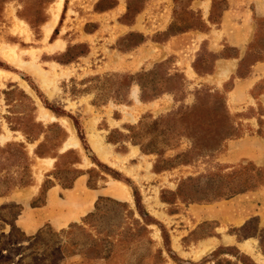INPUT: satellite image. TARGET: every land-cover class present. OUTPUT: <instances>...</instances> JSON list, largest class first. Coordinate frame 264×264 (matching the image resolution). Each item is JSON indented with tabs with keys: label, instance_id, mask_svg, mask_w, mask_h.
Wrapping results in <instances>:
<instances>
[{
	"label": "rangeland",
	"instance_id": "rangeland-1",
	"mask_svg": "<svg viewBox=\"0 0 264 264\" xmlns=\"http://www.w3.org/2000/svg\"><path fill=\"white\" fill-rule=\"evenodd\" d=\"M55 1L0 0V196L36 181L40 200L51 181L70 183L76 168L87 170L89 184L99 170L115 178L114 196L62 228L46 225L28 239L15 227L0 233V264H264V144L234 143L244 133L264 140V118L246 119L260 106H229L231 79L213 74L187 90L172 56L126 67L122 54L140 35L121 33L116 22L131 20L147 0H127L130 12L116 22L94 14L115 0H63L50 25ZM188 1L173 0V26L155 39L199 21ZM198 60L199 69H211L205 46ZM163 94L172 99L160 107ZM77 97L78 105L114 107L112 128L102 119L94 133L117 152L124 140L134 145L130 158L110 162L118 168L98 161L83 114L69 103ZM205 196L212 199H196ZM18 206H0V218L9 221ZM246 239L247 251L239 244Z\"/></svg>",
	"mask_w": 264,
	"mask_h": 264
},
{
	"label": "crops",
	"instance_id": "crops-1",
	"mask_svg": "<svg viewBox=\"0 0 264 264\" xmlns=\"http://www.w3.org/2000/svg\"><path fill=\"white\" fill-rule=\"evenodd\" d=\"M58 1L56 0L55 4ZM62 1L60 0V5L55 11L53 22L61 9ZM220 3L222 6L214 12V7ZM128 4L127 0H115L113 6L103 11L97 10L98 12L94 14L95 16L107 15L111 20L115 18L113 20L116 22L117 16L124 17L130 12ZM187 5L188 10L199 15V21L196 24H185L174 29L161 40L155 39V35L173 26L172 10L176 8L173 0H147L135 11L131 20L117 21L116 24L118 23L121 33L132 32L140 35L137 43L122 54L125 60L123 63L134 70L157 64L172 56L175 60L173 70L184 75L187 90L199 85L200 81L206 80L210 74H213L212 77L219 82L231 79V87L227 92V104L236 110L260 106L261 111L257 115L247 116L246 119H249L251 124L258 119L261 120L264 118V41H262L264 39V0H189ZM260 21L262 26L258 23ZM109 23V28L112 29L113 22ZM111 29L106 32L108 40L112 35ZM204 46L211 54L209 70L199 69L198 56ZM175 66L178 68L176 69ZM257 87L262 89L253 94L252 91L257 90ZM138 90L139 87L136 85L134 97H137ZM79 99L80 97L74 101L69 100V103L73 102L76 111L83 114L82 124L85 136L98 161L107 166L117 167L116 164L110 163L116 162V155L121 158L125 156L130 158L129 152L135 149L134 145H129L124 140L123 144H126L124 150L117 152L116 145L108 143L104 134L94 133L102 119L106 120L108 129L112 128L111 121H115L114 107H109L108 104L94 106L88 102L78 105ZM171 99V95L163 94L156 102L161 107L168 105ZM122 116L123 113L120 118ZM254 134H241L234 143L249 138L264 144V140L253 136ZM88 178L89 174L86 170L79 172L69 186L51 181L42 192L43 197L40 200L36 197L39 190V184L36 181L23 189L25 191L21 193L12 191L4 197L0 196V206L10 202L19 205L9 221L0 218V233L8 234L11 228L15 227L28 239L46 225L56 229L62 228L88 214L100 196H114L109 191L108 182H110L109 179L115 178L105 171L99 170L95 184H89ZM24 242L26 241L23 240L16 245Z\"/></svg>",
	"mask_w": 264,
	"mask_h": 264
},
{
	"label": "trees",
	"instance_id": "trees-1",
	"mask_svg": "<svg viewBox=\"0 0 264 264\" xmlns=\"http://www.w3.org/2000/svg\"><path fill=\"white\" fill-rule=\"evenodd\" d=\"M140 87H141L140 99L145 100L146 97L143 96V88H142V84H140ZM224 103H225V99H224ZM37 124H38V123H37ZM39 126L42 127V123L39 122ZM78 135H79V138H80L81 142L84 143V137L81 136V132H79V130H78ZM223 137H224V136H223ZM223 137H222V138H223ZM142 150H143V148H142ZM68 151H70V150L67 149V150L64 151V153H65V152H68ZM36 154L40 155V153H38L37 151H36ZM79 161H80L79 158L76 156V160H75V162H79ZM155 166H156V165H155ZM76 172H77V173H75L74 177H75V176L78 174V172H79L77 168H76ZM74 177L72 178V180L74 179ZM261 181L263 182V181H264V178H263ZM70 184H71V182L68 183V184H66L65 186H69ZM102 198H103V196H100V197L96 200V206H97V204H98V200H99V199H102ZM202 198H204V199H202ZM202 198H201V199L196 198V199H197L198 201H199V200H205V199H206V200H210V199H212V198H208V197H206V196H205V197H202ZM137 201H138V200H136V203H137Z\"/></svg>",
	"mask_w": 264,
	"mask_h": 264
},
{
	"label": "bare ground",
	"instance_id": "bare-ground-1",
	"mask_svg": "<svg viewBox=\"0 0 264 264\" xmlns=\"http://www.w3.org/2000/svg\"><path fill=\"white\" fill-rule=\"evenodd\" d=\"M59 5H60V0L55 4V8L53 9V11H52V20H51V23H50V25L53 23V20H54V18H55V11L58 9V7H59ZM49 29L50 28H48L47 29V31H49ZM71 129V128H70ZM73 142H74V144L75 145H77L78 144V141H77V139H76V137L75 136H73ZM129 194V191L127 190V192L125 193V195L127 196ZM249 239H246V240H244L243 242H241V244H240V247L243 249V250H248L249 249V241H248ZM203 244V247H205V248H208V247H210L212 244H207V243H202Z\"/></svg>",
	"mask_w": 264,
	"mask_h": 264
}]
</instances>
